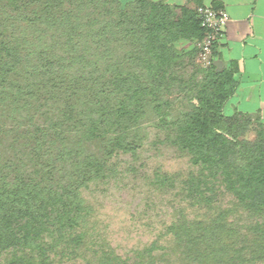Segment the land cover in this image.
Segmentation results:
<instances>
[{
    "label": "trees",
    "instance_id": "trees-1",
    "mask_svg": "<svg viewBox=\"0 0 264 264\" xmlns=\"http://www.w3.org/2000/svg\"><path fill=\"white\" fill-rule=\"evenodd\" d=\"M0 15V112L12 120L0 122V147L8 137L22 154L9 163L0 151V264L264 261V123L224 113L230 72L208 69L188 108L162 124L192 169L157 182L179 180L201 214L181 210L165 229L170 246L153 241L126 257L86 228L82 189L107 178L120 155L138 153L145 103L159 111L183 45L197 51L195 12L150 0H0ZM223 192L228 206L218 202Z\"/></svg>",
    "mask_w": 264,
    "mask_h": 264
},
{
    "label": "rangeland",
    "instance_id": "rangeland-1",
    "mask_svg": "<svg viewBox=\"0 0 264 264\" xmlns=\"http://www.w3.org/2000/svg\"><path fill=\"white\" fill-rule=\"evenodd\" d=\"M111 7L115 11V6L111 4ZM96 13L93 10L90 16V24L95 28L100 23ZM8 14L16 15V11ZM183 46L186 52L182 53V59L170 72L173 80L169 82L167 90L162 89L158 95L159 111L149 104L144 105L140 118L143 143L138 153L134 156L120 155L112 163L107 178L91 182L82 189V196L88 205L86 228L89 234L104 240L122 257L131 256L134 249L153 241H157L158 245L170 246L165 229L180 211L191 218L201 214V210L184 199L178 188L180 178L192 169L189 158L166 141L167 133L162 124L174 121L188 108L192 95L190 88L194 82L201 80L208 69L214 73L217 71L212 64L206 67L198 63L197 51L190 53L189 43ZM196 48L198 50L197 43ZM0 122L12 123V120L0 112ZM252 137L253 132H249L247 138ZM8 141L6 137L0 147L1 160L16 163L22 154L20 152L18 155V148ZM92 149L97 148L94 146ZM158 174L172 175L179 180L161 185L156 179ZM232 200L231 194L223 192L218 202L221 206H228ZM71 261L67 259L64 264ZM255 264H264V261Z\"/></svg>",
    "mask_w": 264,
    "mask_h": 264
},
{
    "label": "crops",
    "instance_id": "crops-1",
    "mask_svg": "<svg viewBox=\"0 0 264 264\" xmlns=\"http://www.w3.org/2000/svg\"><path fill=\"white\" fill-rule=\"evenodd\" d=\"M150 1L185 7L193 13L199 5L222 8L228 13L212 59L215 70L230 72L236 84L223 111L259 114L264 123V0Z\"/></svg>",
    "mask_w": 264,
    "mask_h": 264
},
{
    "label": "built area",
    "instance_id": "built-area-1",
    "mask_svg": "<svg viewBox=\"0 0 264 264\" xmlns=\"http://www.w3.org/2000/svg\"><path fill=\"white\" fill-rule=\"evenodd\" d=\"M195 14L203 31L197 42V62L202 66H210L213 59V48L228 21V13L222 8L199 5L195 7Z\"/></svg>",
    "mask_w": 264,
    "mask_h": 264
}]
</instances>
